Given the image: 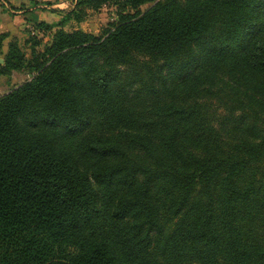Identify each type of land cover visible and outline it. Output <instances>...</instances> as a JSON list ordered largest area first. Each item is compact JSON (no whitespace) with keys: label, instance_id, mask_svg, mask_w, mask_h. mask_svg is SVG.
I'll return each instance as SVG.
<instances>
[{"label":"trees","instance_id":"obj_1","mask_svg":"<svg viewBox=\"0 0 264 264\" xmlns=\"http://www.w3.org/2000/svg\"><path fill=\"white\" fill-rule=\"evenodd\" d=\"M75 1L3 53L0 264H264V0Z\"/></svg>","mask_w":264,"mask_h":264},{"label":"rangeland","instance_id":"obj_2","mask_svg":"<svg viewBox=\"0 0 264 264\" xmlns=\"http://www.w3.org/2000/svg\"><path fill=\"white\" fill-rule=\"evenodd\" d=\"M75 3V0H0V34L9 35L2 41V48L0 47V64H4L3 53L7 51L12 40L17 41L23 51L30 53L35 41L41 42L38 49L42 50L52 33L57 30H82L99 36L110 23L117 20V7L110 6L88 10L82 22L67 18L66 14L74 9ZM35 15L40 21L60 26L53 31H40L34 21ZM29 78L30 75L20 72H12L9 76L2 77L0 96L22 85Z\"/></svg>","mask_w":264,"mask_h":264}]
</instances>
